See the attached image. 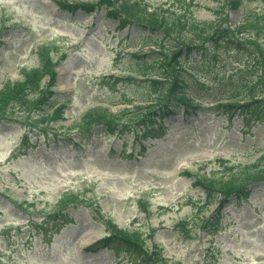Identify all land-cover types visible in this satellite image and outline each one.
Listing matches in <instances>:
<instances>
[{
  "label": "rangeland",
  "instance_id": "1",
  "mask_svg": "<svg viewBox=\"0 0 264 264\" xmlns=\"http://www.w3.org/2000/svg\"><path fill=\"white\" fill-rule=\"evenodd\" d=\"M61 1L96 2L0 0V89L7 78L40 63L38 47L45 42L58 46L56 59L65 53L52 99L70 102L59 121H40L39 113L50 114L49 108L15 103L0 111V264H143L118 241L102 249L93 245L111 231L109 223L136 232L147 252L158 255V264H264V181L243 185L247 197L231 193L205 209L204 189L193 176L238 188L251 176L240 166L258 163L264 152V121L214 108L241 75L228 73L238 69L233 61L246 64L253 46L213 51L215 71L192 63L194 77L205 79L187 77V91L200 108L179 110L142 138L136 125L141 116L135 115L142 110L132 105L143 104L150 90L144 76L128 80L122 74L137 66L127 52L138 29L118 28L104 8L64 10ZM142 1L232 30L244 14L255 17L264 10L259 0H243L236 10L227 5L230 0ZM252 39L264 48V31ZM100 105L127 130L111 134L101 124H82L85 111ZM158 126L156 121L151 128ZM225 165L232 166V177ZM215 208L219 219L203 229Z\"/></svg>",
  "mask_w": 264,
  "mask_h": 264
},
{
  "label": "trees",
  "instance_id": "2",
  "mask_svg": "<svg viewBox=\"0 0 264 264\" xmlns=\"http://www.w3.org/2000/svg\"><path fill=\"white\" fill-rule=\"evenodd\" d=\"M259 1L263 3L264 9V0ZM177 3L181 2L177 1ZM58 4L64 10L81 9L90 13L96 11L97 8H104L107 17L115 20L118 28H137V41H140L146 47H152L148 49L146 54H129L132 59L136 60L137 65L135 69L129 70L138 75L145 76L149 74L151 77L142 82L146 83L150 90L148 95H151V97L144 100L150 102V104L145 107L135 106L136 109L142 110L135 115L141 116L137 126H139L138 131L142 132L143 137H148L153 130H160L161 120L177 113L179 110L190 113L198 108V104L189 96L190 94L187 91L189 88L187 77L192 78L193 75L183 70L185 66H190L192 63L197 65L201 62L202 68L211 69L212 67L213 69L216 59L210 56L213 51L220 48L228 52L240 51L245 49V43L249 47L252 45L254 50L252 51L251 48V50H248L250 58L246 61V64L233 61L238 69H228L229 74L241 70V75L237 77V80H232V89L227 91L224 98H221V100L226 99L228 102H220L218 107L231 115L238 113L245 117V115L250 114L257 122L264 121V48L261 47L257 39H252L253 35L258 37L259 33L264 31V10L261 15L255 17L244 14L241 23L232 30L230 27H223L216 22L199 21L190 14L186 15V11L176 10L173 6L150 8L142 0H98L95 4L61 1ZM242 4L243 0H230L227 2L229 8L233 10L241 8ZM234 32L237 34L235 35ZM246 32L247 34H245ZM53 50H56V48L44 45L38 47L41 64L39 63L36 68L23 70L22 80L5 84L0 91V111H3L10 104L17 103L25 106L28 110H31V107L34 110L44 112L45 109H51V114L46 113L43 116L44 113H40L43 117L40 121H44L45 118L52 121L62 119L64 104L52 110L54 104V101L51 100L52 92H44L40 89V82L45 75H48L49 85H53L56 81L55 64L51 58ZM148 56L152 57L149 58ZM250 63L252 64L250 65ZM209 64L212 66H209ZM193 79L197 78L193 77ZM37 94L40 98L31 101V97ZM158 119L160 120L158 128L152 129V124ZM114 120L119 121L120 118L117 114L115 115L104 108H92L85 112L81 119L82 124L88 126L92 123L102 124L111 134L127 129L126 125L114 124ZM225 169L229 171L231 177L234 175L230 167ZM241 169L244 173H251V176L246 178L241 186L234 187V189L226 187L225 182H221L222 179L215 180L204 175L197 176L193 174L195 183L204 189L206 205L212 204L216 200L215 198L218 199L219 196L228 197L231 193H236L241 198L247 197V187H243V185L246 186L264 180V154L260 156L258 163ZM246 170L250 171L247 172ZM185 173L188 176L191 175L188 172ZM218 216L217 214V216L215 215L205 222L204 229L211 230L216 222L213 220L216 217L218 220ZM115 232L120 233L119 236L125 240L123 245L127 250L140 255L143 264H156L159 260L156 253H153L152 262L149 261L147 256L143 255L140 244L137 243L140 242L138 235L123 233L118 230H115Z\"/></svg>",
  "mask_w": 264,
  "mask_h": 264
}]
</instances>
